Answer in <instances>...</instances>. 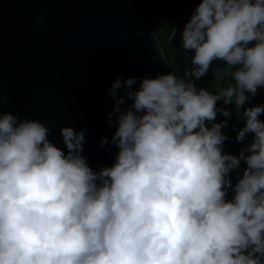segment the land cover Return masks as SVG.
I'll list each match as a JSON object with an SVG mask.
<instances>
[{"label":"clouds","instance_id":"clouds-1","mask_svg":"<svg viewBox=\"0 0 264 264\" xmlns=\"http://www.w3.org/2000/svg\"><path fill=\"white\" fill-rule=\"evenodd\" d=\"M180 40L194 52L187 76L220 60L231 70L215 78L235 83L213 93L172 71L132 90L137 77L117 78L107 92L119 151L99 171L82 155L87 129H61L66 153L44 123L0 113V264H264V104L242 112L237 140L254 137L239 156L222 153L226 122L207 126L231 116L218 100L241 115L264 86V0H201Z\"/></svg>","mask_w":264,"mask_h":264},{"label":"water","instance_id":"water-1","mask_svg":"<svg viewBox=\"0 0 264 264\" xmlns=\"http://www.w3.org/2000/svg\"><path fill=\"white\" fill-rule=\"evenodd\" d=\"M200 2L0 0V94L8 98L0 113L44 123L50 129L49 140L66 153L61 129H87L82 155L89 165L94 171L113 165L119 151L112 143L118 114L110 123L115 99L107 89L117 78L137 77L132 85L137 90L143 78L169 73L156 33L162 22L174 23L169 49L191 67L194 52L184 56L180 36ZM41 13L46 17L43 25L36 23ZM230 70L216 60L205 77H227ZM118 95L125 98L122 109L133 103L126 88L119 89ZM245 168L239 165L229 173L233 187L226 199L234 197V186Z\"/></svg>","mask_w":264,"mask_h":264},{"label":"trees","instance_id":"trees-1","mask_svg":"<svg viewBox=\"0 0 264 264\" xmlns=\"http://www.w3.org/2000/svg\"><path fill=\"white\" fill-rule=\"evenodd\" d=\"M173 30V23L171 21L162 22L156 28V33L159 39V42L162 47L165 49L169 61V72H175L178 78L192 81L196 84L197 88L204 87L213 93H218L222 90H226L229 84H234L235 81L228 78H221L217 80L216 78L202 77L199 80H196L194 77L186 75V72L190 70V66L187 64L186 60L182 56H178L170 51L168 46V38L171 35ZM250 96V99L241 107V115L237 114L235 103L225 105L223 99L217 101V107L226 108L231 116L226 117L221 113H217L216 119L213 122H208L209 126H212V123H221L226 122L227 126L221 127V132L226 136L221 147H223L228 154L239 156L241 149L249 145L254 137V133H249L246 135L243 141L237 140L238 132L245 125V118L242 116V112L247 107H254L256 105L264 104V86H260L257 89L255 96L247 94ZM261 121H264V113L259 117ZM240 165L247 167L244 161H241Z\"/></svg>","mask_w":264,"mask_h":264},{"label":"flooded vegetation","instance_id":"flooded-vegetation-1","mask_svg":"<svg viewBox=\"0 0 264 264\" xmlns=\"http://www.w3.org/2000/svg\"><path fill=\"white\" fill-rule=\"evenodd\" d=\"M172 23H173V22H172ZM173 28H174V23H173ZM172 32H173V30H172ZM171 34H172V33H171ZM170 36H171V35H170ZM170 36H169V37H170ZM168 39H169V38H168ZM167 42H168V40H167ZM163 48H164V47H163ZM164 50H165V49H164ZM178 56H179V55H178ZM182 57H183V56H182Z\"/></svg>","mask_w":264,"mask_h":264}]
</instances>
